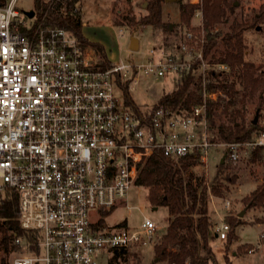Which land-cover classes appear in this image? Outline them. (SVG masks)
Segmentation results:
<instances>
[{
	"label": "built area",
	"instance_id": "1",
	"mask_svg": "<svg viewBox=\"0 0 264 264\" xmlns=\"http://www.w3.org/2000/svg\"><path fill=\"white\" fill-rule=\"evenodd\" d=\"M182 1L202 20L203 0ZM15 6L16 0H0V200L17 196L19 226L35 243L16 238L22 251L11 264H98L114 249L154 238L158 227L149 219L134 229L109 227L91 213L112 210L134 186L139 163L155 152L171 159L197 152L194 168L203 171L213 148L232 165L257 153L264 166V131L244 141L213 140L207 103L216 95L205 88L211 68L195 28L182 32L180 58L153 49L157 57L146 63L102 70L70 31L44 26L34 8L28 18ZM61 12L67 14L64 6ZM195 66L202 101L188 114L160 106L140 119L115 93L121 92L117 79L129 87L139 74L170 73L176 80ZM228 230L226 224L216 228L217 238L225 240Z\"/></svg>",
	"mask_w": 264,
	"mask_h": 264
},
{
	"label": "trees",
	"instance_id": "2",
	"mask_svg": "<svg viewBox=\"0 0 264 264\" xmlns=\"http://www.w3.org/2000/svg\"><path fill=\"white\" fill-rule=\"evenodd\" d=\"M3 2V1H2ZM162 0H147L144 10L147 14L135 19L131 17L129 23L151 25L154 27L167 26L161 21L160 4ZM80 0L57 1L52 5L44 0H34V10L39 18H43L44 26L58 27L70 31L82 47H91L98 56V67L107 70L113 67V63L107 59L104 47L96 42L87 40L82 33L81 13L78 9ZM203 28L206 31L202 45L203 57L209 64L226 66V71H207L205 88L210 93H215L214 100L207 103V118L210 130L215 128L216 121L223 116L228 117L230 125L225 127L221 123L217 126V137L224 142L244 141L256 130L264 131L258 123L250 121L243 124L241 113L235 109V105L245 100L257 98L262 101L264 95V70L254 64L245 61V48L243 33L257 22H264V4L260 7L258 15L254 17L252 24L233 23L229 31L211 33L216 25L227 22V11L235 9L234 1L203 0ZM65 7L67 14L63 15L61 7ZM194 13V7L183 5L180 8L181 22L188 26L189 20ZM174 27V26H173ZM258 27V26H257ZM167 32H171L169 25ZM222 46L221 51L217 48ZM197 66L179 78L174 80V89L163 93L158 101L151 107L140 108L129 95V81L117 84L121 88L122 100L135 116L148 119L158 107L188 114L197 103L202 101V80L197 76ZM256 110H260L257 107ZM219 157L213 178L208 181L202 174L196 173L194 167L198 153L191 154L179 159L164 157L155 152L138 165L137 177L134 185L143 187L147 191V201L154 208L163 207L167 210L166 228L153 247V259L151 264H216V259L210 245L214 238L213 223L209 215V193L220 196L224 182H232L227 170L231 164H221ZM259 158L255 153L252 160ZM246 206L264 208V172L263 183L250 194L246 200ZM111 211V210H110ZM105 211L103 214L107 215ZM225 224L229 228L226 235L228 243L234 239L233 229L241 224L238 218L227 217ZM103 225V221H100ZM117 227H126V222H121ZM23 238L35 243V236L24 232L18 222V199L14 194L11 197L0 200V252L5 256L12 254L17 245L16 238ZM132 247V246H130ZM130 247L114 249L113 260L127 255ZM248 252H252L250 248ZM6 264L5 259H1ZM225 264H230L225 261Z\"/></svg>",
	"mask_w": 264,
	"mask_h": 264
},
{
	"label": "rangeland",
	"instance_id": "3",
	"mask_svg": "<svg viewBox=\"0 0 264 264\" xmlns=\"http://www.w3.org/2000/svg\"><path fill=\"white\" fill-rule=\"evenodd\" d=\"M225 1H234L237 5L233 11H227V22L216 25L211 33L228 32L233 23L252 24L254 17L258 15L260 7L264 4V0ZM144 3L147 6V0H80L78 9L81 13L83 36L91 42L101 44L105 49L107 59L113 64L130 62L139 65L157 57L150 53L153 49L176 58L182 55L183 52L177 51L176 46L181 41L182 32L186 28H195L196 33H200L199 37L206 35L203 28V12L202 20H196L192 15L188 26L181 22L180 8L188 5L185 1L180 4L178 1L165 3L162 0L160 4L161 21L164 25H172L171 32L166 31L167 26H143L135 22L131 25L129 23L131 17L137 19L147 14L144 10L146 6L143 7ZM15 8L23 15L24 12L34 8V0H16ZM37 16L36 13L35 18ZM120 30H122L121 33H119ZM132 37L138 41L137 51H131L129 48ZM242 38L245 61L264 70V22H257L256 27L250 26L243 33ZM87 47L93 51L98 62L96 52L91 47ZM222 49L223 47L219 46L217 51ZM209 65L210 68L219 71L216 65ZM174 85V79L170 73L162 78L139 74L137 82H132L129 87V95L140 108L151 107L163 93L171 92ZM115 93L117 97L122 98L120 91L116 90ZM257 107H260V110H256ZM235 109L241 113L242 119L238 120L243 121V124L247 125L256 117V123L264 127V95L260 102L257 98L248 99L243 103H237ZM219 123L225 127L230 125L228 117L225 116L216 121L217 126ZM217 126L211 129L212 138L214 141L222 142L217 137ZM223 152L219 148L211 149L208 170L194 168V171L210 181L214 176L216 163ZM263 172L264 166L259 161L246 156L241 157L227 170L229 176L234 178L232 182L223 183L221 195L216 197L209 193L208 209L213 223L212 231H215L217 227H222L227 217L238 218L241 222L233 229L234 239L231 243L215 237L210 241L216 264H225V261H229L230 264H264V239L260 237L264 231V208L247 207L245 203L255 188L263 183ZM146 196L145 188L134 185L107 215L103 214L104 211L91 213L93 221L100 217L104 225L109 227L126 222L129 228L134 229L145 219L153 221L158 227L154 238L130 247L127 255L113 260V264H151L152 262L153 247L165 231L168 213L163 207L154 209ZM240 213L243 214L239 218ZM226 233L228 234L229 231ZM250 248L252 252H248ZM21 251L17 247L9 256L0 252V264H2L1 259H5L6 264H11L13 256L21 255ZM112 257L113 253L109 256L104 255L99 259L98 264H108V261L113 259Z\"/></svg>",
	"mask_w": 264,
	"mask_h": 264
},
{
	"label": "water",
	"instance_id": "4",
	"mask_svg": "<svg viewBox=\"0 0 264 264\" xmlns=\"http://www.w3.org/2000/svg\"><path fill=\"white\" fill-rule=\"evenodd\" d=\"M177 0H164L165 3L168 2H176ZM234 5L236 6L237 3H234ZM146 6V3L143 4V7ZM24 14L28 17V18H32L34 16V12L32 10L30 11H26L24 12ZM170 30L172 29V25H169ZM130 50L131 51H137L138 50V41L135 38H131V42H130ZM252 124L255 125L256 124V117L253 119ZM225 159V155L221 158V164L224 162ZM155 209V208H154ZM243 213L238 214V217L240 218L242 216Z\"/></svg>",
	"mask_w": 264,
	"mask_h": 264
},
{
	"label": "crops",
	"instance_id": "5",
	"mask_svg": "<svg viewBox=\"0 0 264 264\" xmlns=\"http://www.w3.org/2000/svg\"><path fill=\"white\" fill-rule=\"evenodd\" d=\"M217 228H219V227H217ZM215 229H216V228H215ZM212 232H213V236H214L215 238H217L215 231L213 230Z\"/></svg>",
	"mask_w": 264,
	"mask_h": 264
},
{
	"label": "flooded vegetation",
	"instance_id": "6",
	"mask_svg": "<svg viewBox=\"0 0 264 264\" xmlns=\"http://www.w3.org/2000/svg\"><path fill=\"white\" fill-rule=\"evenodd\" d=\"M177 1L180 2V4H182V2H183L182 0H177Z\"/></svg>",
	"mask_w": 264,
	"mask_h": 264
}]
</instances>
